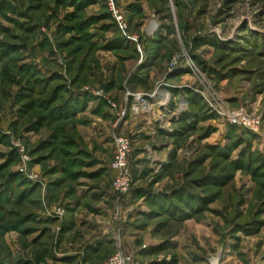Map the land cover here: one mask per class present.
Instances as JSON below:
<instances>
[{
    "label": "rangeland",
    "instance_id": "1",
    "mask_svg": "<svg viewBox=\"0 0 264 264\" xmlns=\"http://www.w3.org/2000/svg\"><path fill=\"white\" fill-rule=\"evenodd\" d=\"M116 1L0 0V264H264V0Z\"/></svg>",
    "mask_w": 264,
    "mask_h": 264
},
{
    "label": "built area",
    "instance_id": "2",
    "mask_svg": "<svg viewBox=\"0 0 264 264\" xmlns=\"http://www.w3.org/2000/svg\"><path fill=\"white\" fill-rule=\"evenodd\" d=\"M108 8L114 18L118 21L120 26L124 29L127 27L126 21L121 13V10L117 4L116 0H105ZM227 119L232 124L237 125H247L250 126L252 120L250 116L246 114L243 109L239 111H229L227 112ZM116 150L114 153V158L111 163L112 169L116 172L113 185L114 188L120 192V194H126L131 187V147L127 140L118 135L114 136ZM130 257H128L121 245L117 250L116 254L105 261L103 264H129Z\"/></svg>",
    "mask_w": 264,
    "mask_h": 264
},
{
    "label": "trees",
    "instance_id": "3",
    "mask_svg": "<svg viewBox=\"0 0 264 264\" xmlns=\"http://www.w3.org/2000/svg\"><path fill=\"white\" fill-rule=\"evenodd\" d=\"M207 182H209V183H213L214 185H216V184H218V185H225L226 183H227V180H223V181H221V179L220 180H218V179H216V178H213V177H207L206 176V179H205V182L204 183H207ZM184 198V197H183ZM205 207V206H204ZM153 264H172V262H166V261H156V262H154Z\"/></svg>",
    "mask_w": 264,
    "mask_h": 264
}]
</instances>
